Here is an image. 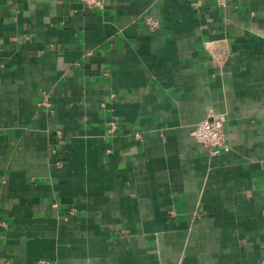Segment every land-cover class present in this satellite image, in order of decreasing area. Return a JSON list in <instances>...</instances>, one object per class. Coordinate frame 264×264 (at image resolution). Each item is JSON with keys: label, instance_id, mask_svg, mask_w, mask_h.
Listing matches in <instances>:
<instances>
[{"label": "crops", "instance_id": "obj_1", "mask_svg": "<svg viewBox=\"0 0 264 264\" xmlns=\"http://www.w3.org/2000/svg\"><path fill=\"white\" fill-rule=\"evenodd\" d=\"M263 185L264 0H0V264H264Z\"/></svg>", "mask_w": 264, "mask_h": 264}, {"label": "built area", "instance_id": "obj_2", "mask_svg": "<svg viewBox=\"0 0 264 264\" xmlns=\"http://www.w3.org/2000/svg\"><path fill=\"white\" fill-rule=\"evenodd\" d=\"M87 10L102 9L106 0H81ZM151 28H155L158 22L153 18L147 19ZM44 104L48 105V101L44 100ZM226 113L209 111L207 116L198 122L192 129L191 134L201 143L211 154H218L222 151L231 149L227 142L225 131ZM60 134V133H59ZM264 199V185L262 190Z\"/></svg>", "mask_w": 264, "mask_h": 264}]
</instances>
